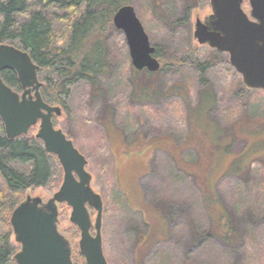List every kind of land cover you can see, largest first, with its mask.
Instances as JSON below:
<instances>
[{"label":"rangeland","instance_id":"rangeland-1","mask_svg":"<svg viewBox=\"0 0 264 264\" xmlns=\"http://www.w3.org/2000/svg\"><path fill=\"white\" fill-rule=\"evenodd\" d=\"M131 5L166 69L134 74L126 37L114 28L106 42L110 71L100 77L103 99L78 83L54 118L86 156L103 197L109 264H264V91L244 84L228 54L195 39L197 19L212 14L210 0ZM243 8L250 12L249 0ZM56 14L65 11L48 9L49 18ZM189 55L209 62L204 76L190 64L170 63L169 56ZM234 163L247 169L235 173ZM61 169L60 184L30 187L24 198H51L63 182ZM59 208V230L80 251L72 208ZM90 214L95 222L97 212ZM10 242L17 252L13 234Z\"/></svg>","mask_w":264,"mask_h":264},{"label":"water","instance_id":"water-1","mask_svg":"<svg viewBox=\"0 0 264 264\" xmlns=\"http://www.w3.org/2000/svg\"><path fill=\"white\" fill-rule=\"evenodd\" d=\"M210 4L212 14L195 23V39L228 54L244 84L264 91V0H249V13L243 8L244 0H210ZM113 24L124 33L136 70L155 73L161 69L156 47L131 4L118 9ZM7 69L16 72L22 91L4 81L2 72ZM39 69L26 49L0 44V117L7 137L13 140L28 135L38 126L36 137L47 152L57 156L64 171L63 182L51 198L44 201L29 195L13 210L10 222L20 246L14 260L17 264H74L72 244L58 226L59 207L66 203L72 208L71 222L81 232L79 247L86 263L109 264L103 247V197L92 186L86 156L55 126L53 117L63 111L44 100ZM90 208L97 212L95 222Z\"/></svg>","mask_w":264,"mask_h":264},{"label":"trees","instance_id":"trees-1","mask_svg":"<svg viewBox=\"0 0 264 264\" xmlns=\"http://www.w3.org/2000/svg\"><path fill=\"white\" fill-rule=\"evenodd\" d=\"M127 4H132V0H0V44H14L31 54L40 68L39 77L44 83L42 94L49 104L67 108L73 88L81 82L90 86L94 98H102L100 77L110 71L106 42L115 28V13ZM48 9L64 10L65 15L49 18ZM60 20L64 21L62 28ZM62 32L66 44L56 48V38ZM161 52L156 46L160 70H165L168 63ZM169 60L179 66H195L202 76L210 66L209 62L199 63L191 55L169 56ZM134 72L141 71L134 69ZM143 72L146 76L153 74L148 70ZM2 77L12 88L22 91L15 71L7 69ZM217 132L220 135L223 131ZM236 164L235 173L247 169V165L241 169ZM0 179L5 187L0 191V264H17L15 248L10 242L14 235L10 222L12 212L25 199L24 192L30 187L50 188L60 184L62 169L57 156L47 152L36 135L29 133L9 139L0 117ZM72 259L74 264H87L79 250L72 253Z\"/></svg>","mask_w":264,"mask_h":264},{"label":"flooded vegetation","instance_id":"flooded-vegetation-1","mask_svg":"<svg viewBox=\"0 0 264 264\" xmlns=\"http://www.w3.org/2000/svg\"><path fill=\"white\" fill-rule=\"evenodd\" d=\"M211 5V4H210ZM212 9V8H211ZM214 50V49H213ZM216 51V50H215ZM39 73V72H38ZM39 79H40V77H39ZM40 81H41V79H40ZM42 82V81H41ZM43 83V82H42ZM43 88H44V83H43V85H42V87H41V94H42V92H43ZM33 93H34V91H33ZM42 96H43V94H42ZM44 98V97H43ZM45 100V99H44ZM54 105V104H53ZM59 106V105H58ZM60 107H61V105H60ZM62 108V107H61ZM63 111V110H62ZM62 114H63V112H62ZM57 117H59V116H54L53 117V119L54 118H57ZM55 124V123H54ZM56 126V125H55ZM68 137V136H67ZM95 231V230H94Z\"/></svg>","mask_w":264,"mask_h":264}]
</instances>
